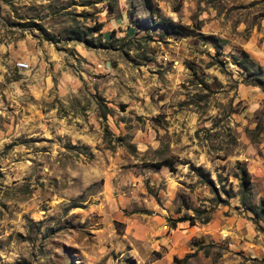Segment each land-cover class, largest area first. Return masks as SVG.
Wrapping results in <instances>:
<instances>
[{
	"label": "rangeland",
	"instance_id": "obj_1",
	"mask_svg": "<svg viewBox=\"0 0 264 264\" xmlns=\"http://www.w3.org/2000/svg\"><path fill=\"white\" fill-rule=\"evenodd\" d=\"M152 1L0 0V264H264V0Z\"/></svg>",
	"mask_w": 264,
	"mask_h": 264
},
{
	"label": "trees",
	"instance_id": "obj_2",
	"mask_svg": "<svg viewBox=\"0 0 264 264\" xmlns=\"http://www.w3.org/2000/svg\"><path fill=\"white\" fill-rule=\"evenodd\" d=\"M145 4L151 11L154 9V2L152 0H145ZM160 24L164 27V29L168 33H171V34H174V33L183 34L186 32L185 31V25H183L181 23H177L174 20H172L171 18L162 19L160 21ZM242 53L250 62L254 63L253 59L249 56V54L245 50H242ZM239 65L242 68H244V67L248 68V65H246L242 62H239ZM251 82L261 86L264 90V79L256 77V78H253L251 80ZM162 163H166L170 167H173V161L172 160H167V161H164ZM196 169H201V168L197 167ZM240 173H241L240 174L241 185L243 187V193L241 194V201L244 202V196H245V189L244 188H246V185L251 181V174L247 170L246 166H244V165L240 166ZM261 211H264V196L260 199L258 208H256L253 212L255 214H258Z\"/></svg>",
	"mask_w": 264,
	"mask_h": 264
},
{
	"label": "crops",
	"instance_id": "obj_3",
	"mask_svg": "<svg viewBox=\"0 0 264 264\" xmlns=\"http://www.w3.org/2000/svg\"><path fill=\"white\" fill-rule=\"evenodd\" d=\"M257 172L262 178H264V161L257 166ZM264 239V238H263ZM264 242V240H263Z\"/></svg>",
	"mask_w": 264,
	"mask_h": 264
},
{
	"label": "built area",
	"instance_id": "obj_4",
	"mask_svg": "<svg viewBox=\"0 0 264 264\" xmlns=\"http://www.w3.org/2000/svg\"><path fill=\"white\" fill-rule=\"evenodd\" d=\"M18 63H20V67L27 65L25 62H22V61H19Z\"/></svg>",
	"mask_w": 264,
	"mask_h": 264
}]
</instances>
